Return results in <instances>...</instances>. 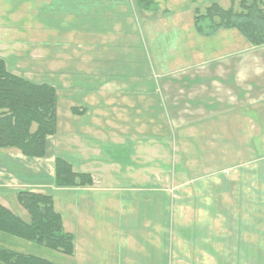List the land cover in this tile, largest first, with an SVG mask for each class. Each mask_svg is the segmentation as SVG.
Here are the masks:
<instances>
[{
    "label": "rangeland",
    "instance_id": "374dc122",
    "mask_svg": "<svg viewBox=\"0 0 264 264\" xmlns=\"http://www.w3.org/2000/svg\"><path fill=\"white\" fill-rule=\"evenodd\" d=\"M152 1V10H143L148 18L133 14L127 0L123 6L98 0L0 1L8 13L30 16L29 27L25 18L5 22L12 30L30 31L19 39L28 47L27 57L16 63L17 53L9 50L8 58L15 54L9 67H20L30 81L50 85L57 94L56 132L46 140L44 157L0 149V176L11 174L7 201L15 215L29 221L11 190L23 185L51 195L74 236V254L0 232L1 246L57 264H264V85L254 82L242 92L226 75L204 77L217 70L213 64L240 69L247 60L255 65L254 77L260 75L257 65L264 74V45H252L236 29L209 37L196 31L197 7L215 2L227 8L231 0ZM122 7L123 14L117 10ZM37 20L43 24L34 29ZM140 28L155 32L154 43L143 32L137 43ZM125 29L135 38L134 48L113 44ZM37 31L43 38L32 36ZM95 70L105 77L123 71L141 78V85L117 88L121 98L110 100L111 123L119 114L134 116L126 132L115 127L97 135L103 76L98 79ZM167 82L172 100L165 95ZM214 86L221 89L216 96ZM74 106L87 112L74 114ZM139 121L147 126L144 134ZM56 157L77 172H89L104 188L55 187ZM217 245L232 250L213 249Z\"/></svg>",
    "mask_w": 264,
    "mask_h": 264
},
{
    "label": "trees",
    "instance_id": "16d2710c",
    "mask_svg": "<svg viewBox=\"0 0 264 264\" xmlns=\"http://www.w3.org/2000/svg\"><path fill=\"white\" fill-rule=\"evenodd\" d=\"M152 0H138L143 10H152ZM194 27L204 37L220 29H236L252 45H264V6L261 0H231L229 7L211 3L194 12ZM72 108L73 113H79ZM57 127L56 89L35 84L11 73L0 58V149L16 148L28 157L42 158L46 140ZM53 183L57 188H85L93 185L89 173L77 172L65 159L54 160ZM17 203L30 216L23 221L0 204V232L34 243L64 256L74 254V236L64 229L62 216L52 196L20 190ZM0 264H57L48 259L0 245Z\"/></svg>",
    "mask_w": 264,
    "mask_h": 264
},
{
    "label": "crops",
    "instance_id": "0c3cea01",
    "mask_svg": "<svg viewBox=\"0 0 264 264\" xmlns=\"http://www.w3.org/2000/svg\"><path fill=\"white\" fill-rule=\"evenodd\" d=\"M2 1V0H0ZM4 1V0H3ZM21 2L23 3L24 0H18V2ZM127 1H130V4H131V7H132V12L133 14L135 13V15L137 16V13L138 11L140 12V14L142 15H145L147 18V14L148 12H143V9H141L140 7L137 8L136 4H137V1L138 0H127ZM98 2L100 3H113L115 2L117 5H122L125 3V0H98ZM3 3L0 2V6H3L1 5ZM118 8V6H117ZM8 9H2L0 7V58L5 62V65H6V68L13 74L15 75H18L20 77H23L27 80L30 81V79L28 77H25L24 76V73L18 71V68H10L9 67V64H8V60L12 59L15 57V54H16V57L18 58H14V62H21L22 59L25 57H27V53H29L28 51V47L26 45V47H24V41H20L19 39L20 38H25L23 36H29V33L30 31L26 30V31H18V30H12L11 28H9V26L5 25V22L6 21H24V18H25V24L24 26H31L28 22L30 21V16L25 13V14H22V13H8L7 12ZM119 10L120 13H124L126 11V8L125 7H122L121 10L120 9H117ZM115 11V10H114ZM122 11V12H121ZM9 16V17H7ZM117 21L120 22V20L117 18ZM42 24L39 20H37V23L35 22L34 24V29H37V28H41L42 27ZM129 29H125V33L121 36H119L120 38V42H113V44L119 46L120 47H124V48H134V44H135V38H132L129 33H128ZM130 31H133L130 29ZM136 32L137 33V36H140V37H137L136 36ZM142 32L144 33V35L148 38H151V44L154 43L155 41V37H156V34L155 32L152 30H150L149 28H146L145 30H142L141 28L139 29V31H136L135 30V36L136 38L139 40L137 41V43L139 45H141V35ZM33 37H36L38 36V38H43L41 36H43V34L41 33L39 35V32L37 31L36 34L35 33H31ZM31 37V41H35V39ZM126 38V39H123V38ZM153 38V40H152ZM26 44H29L28 40L26 39ZM116 46V47H117ZM36 48V47H34ZM9 50H12L14 54V57L12 58H8V51ZM22 51V52H21ZM25 53V54H24ZM29 56V54H28ZM214 67L217 68V70H214V74L213 75H204V77L206 78H210V77H214V78H219L220 77H223V76H227L229 78H233L234 79V83L236 85V90H240L242 92H248V88L252 87L254 82H257L256 84L258 85H264V74L262 73V71H259L258 70V65H257V75L260 74L259 76L257 77H254L253 75V72L256 70L255 69V65L251 62V61H248L245 62L244 64V67H240V69L238 68V66H230L231 69H225V66L224 65H221V64H218V67L213 64ZM262 66H264V60H262ZM261 67V66H260ZM97 72V76L98 79L101 78V82L98 84L99 86V89L102 93V100H99L98 99V104H97V109H98V115L96 116V118L100 117L99 119L100 120H97L96 119V126H98V129L101 130V132H97V135L98 134H101V133H104V131H110L111 129L114 130V128L116 127L115 130H119V131H123V132H126V129H127V126L128 125H131L130 123H133L132 122V118H134V116H131L130 117V120H129V117L128 119H126V115H122V114H119L118 117H121L119 118L117 121H112L113 123H111L110 121V117H111V113L115 107L112 106V104H110V100H112V96H116V100H118L119 98H121L122 95L121 92H117V88H121V86H137V84L141 85V78L137 79L136 77H130V76H127L123 71H116L114 72L113 74H108L106 77L102 74H100L97 70H95ZM253 76V77H252ZM256 80V81H255ZM32 82V81H31ZM34 83V82H33ZM137 83V84H136ZM37 84V83H35ZM110 86H113L114 88H110ZM166 86H167V91L165 93V95L170 99L172 100V86L170 85V83H166ZM214 96H216V94H218L220 92V88L217 87V86H214ZM212 88V89H213ZM115 90V92L113 91ZM252 90V89H251ZM205 94V93H203ZM105 95V96H104ZM76 106L74 107H71V112H72V108H75ZM81 107V106H79ZM77 108V107H76ZM116 112H119V110L116 108L115 109ZM79 113H74V114H81V116H84L83 114H85V112H87V109L86 108H81V110L78 111ZM116 122H119L116 124ZM134 125V124H133ZM146 124L142 123L139 121V127H138V132L140 134H144L143 131H146ZM106 131V132H107ZM102 137H104L103 135H99V138L100 139H103ZM145 148L147 147L146 145H144ZM154 150H156L155 147H153ZM152 150V149H151ZM9 151H12V150H9ZM14 151V150H13ZM2 152H6L7 151H4L2 150ZM13 153H17V152H13ZM8 172L7 171H3L1 173V176H0V204L5 206L6 208H8L9 210H11L13 213H15L10 205L8 204V201H7V191L9 190V188L12 187V185L9 187V179H8V176L7 175H11V174H7ZM84 173H87V172H84ZM89 173V172H88ZM90 174V173H89ZM91 175V174H90ZM92 177V176H91ZM104 177V176H103ZM143 179H148V176H143L142 180ZM92 180H93V185L91 187H89V190L90 191H94L95 189L94 188H97V184L100 183L98 181H96L94 179V177H92ZM103 180H105V178H103ZM167 180V179H165ZM100 186H103L102 189L104 188V185L102 183L99 184V187ZM9 187V188H8ZM84 188V187H83ZM83 188H77V189H83ZM85 188H88V187H85ZM20 190H30V191H33V192H40V193H44V191H41V190H37V189H28L26 187H24L23 185H21V187L17 188L15 191L11 190V193L10 195H15V199H16V194L18 191ZM16 214V213H15ZM63 225H64V229L71 233L72 232L67 229V227L65 226V223H64V220H63ZM73 235V234H72ZM134 243V242H132ZM213 249H220V250H223L224 249V252L228 251V250H232V248H226L224 246H220V245H217V246H213ZM183 251H190V248L187 247V248H183ZM202 254L204 255V253H206V250L205 249H202L201 250ZM205 261L206 262H209L212 260V258L210 256H205Z\"/></svg>",
    "mask_w": 264,
    "mask_h": 264
}]
</instances>
